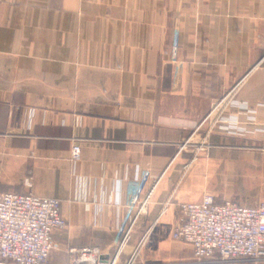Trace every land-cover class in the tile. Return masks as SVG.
I'll list each match as a JSON object with an SVG mask.
<instances>
[{
  "label": "crops",
  "instance_id": "0c3cea01",
  "mask_svg": "<svg viewBox=\"0 0 264 264\" xmlns=\"http://www.w3.org/2000/svg\"><path fill=\"white\" fill-rule=\"evenodd\" d=\"M153 185L122 262L149 231L137 264H196L180 203L264 202V0H0V193L61 201L50 264Z\"/></svg>",
  "mask_w": 264,
  "mask_h": 264
},
{
  "label": "built area",
  "instance_id": "2783aa9c",
  "mask_svg": "<svg viewBox=\"0 0 264 264\" xmlns=\"http://www.w3.org/2000/svg\"><path fill=\"white\" fill-rule=\"evenodd\" d=\"M173 56V61H176ZM242 110L248 111L245 105ZM228 131L243 130L236 123ZM212 130L210 129L207 134ZM206 138L197 151L203 150ZM82 159L81 146L73 145L71 160ZM196 157L193 158V161ZM155 185L143 200L128 205L131 215L127 227L119 226L120 237L108 246L70 250L69 264H137L148 234L122 259L131 243L132 229L146 211ZM170 201V200H169ZM169 201L159 218L167 212ZM181 218L173 239L189 244L196 264H261L264 262V202L244 206L234 202L219 203L214 194H206L200 202L178 204ZM67 227L61 215V201L39 197L33 193H0V264H50L60 250L54 241L56 231Z\"/></svg>",
  "mask_w": 264,
  "mask_h": 264
},
{
  "label": "rangeland",
  "instance_id": "374dc122",
  "mask_svg": "<svg viewBox=\"0 0 264 264\" xmlns=\"http://www.w3.org/2000/svg\"><path fill=\"white\" fill-rule=\"evenodd\" d=\"M206 146V145H205Z\"/></svg>",
  "mask_w": 264,
  "mask_h": 264
}]
</instances>
